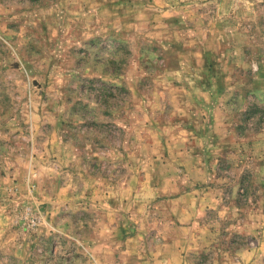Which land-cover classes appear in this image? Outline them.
<instances>
[{
  "label": "rangeland",
  "instance_id": "obj_1",
  "mask_svg": "<svg viewBox=\"0 0 264 264\" xmlns=\"http://www.w3.org/2000/svg\"><path fill=\"white\" fill-rule=\"evenodd\" d=\"M0 264H264V0H0Z\"/></svg>",
  "mask_w": 264,
  "mask_h": 264
}]
</instances>
